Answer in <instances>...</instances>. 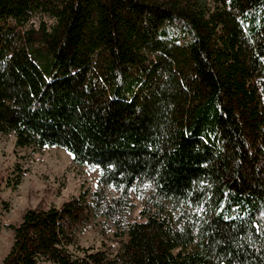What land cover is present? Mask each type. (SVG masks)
Wrapping results in <instances>:
<instances>
[{"label": "trees", "instance_id": "16d2710c", "mask_svg": "<svg viewBox=\"0 0 264 264\" xmlns=\"http://www.w3.org/2000/svg\"><path fill=\"white\" fill-rule=\"evenodd\" d=\"M217 1L0 0V134L100 171L26 210L0 264H264V0ZM145 187L112 259L77 245Z\"/></svg>", "mask_w": 264, "mask_h": 264}, {"label": "rangeland", "instance_id": "374dc122", "mask_svg": "<svg viewBox=\"0 0 264 264\" xmlns=\"http://www.w3.org/2000/svg\"><path fill=\"white\" fill-rule=\"evenodd\" d=\"M206 18L221 10L217 0H193ZM49 24L48 16L36 14L32 23ZM14 133L0 134V262L8 255L14 240L11 225H18L28 209L60 207L64 202L79 196L82 189L95 192L98 189L100 171L96 167L78 166L66 150L58 147L36 149L18 147ZM21 177V178H20ZM20 178L19 184L17 183ZM109 200L120 194L112 187H102ZM148 187L135 189L129 195L130 210L116 221L103 217L90 218L77 230V245L104 252L112 259L128 240L126 226L143 221L142 212L151 207ZM154 210V209H152ZM174 217L178 212L170 209ZM196 212L195 209L191 210ZM76 252L75 248H71ZM40 264H53L41 262Z\"/></svg>", "mask_w": 264, "mask_h": 264}]
</instances>
